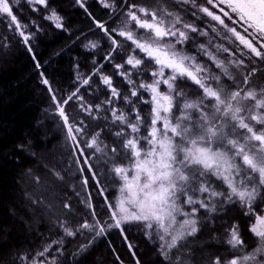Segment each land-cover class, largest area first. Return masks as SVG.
<instances>
[{"label":"snow or ice","instance_id":"1","mask_svg":"<svg viewBox=\"0 0 264 264\" xmlns=\"http://www.w3.org/2000/svg\"><path fill=\"white\" fill-rule=\"evenodd\" d=\"M24 2L32 11L42 6L49 12L45 19L54 22L56 28L64 27L49 0ZM20 3L0 0V23L18 33L32 52L30 35L25 31L28 25L13 11ZM75 3L85 8L84 0ZM100 3L119 19L118 27L95 23L111 42L105 59L111 62L113 53L126 57L113 67L127 84V91L122 93L110 76L101 73L100 80L110 96L93 106L77 96L79 89L66 99H57L49 81L45 78L42 82L49 85L70 146L64 174L53 171V175L64 181L66 175H72V165H77L80 190L72 185L73 191L81 197L91 180L102 198L103 211L97 210L88 192L80 200L88 211L75 220L73 205L66 201L65 218L56 221L63 235L31 256L23 253L16 259L20 264H64L60 257L65 252V238L89 234L91 238L76 251L75 264H79L80 255L87 253L98 238L115 230L134 264H140L128 236L129 227L135 226L158 245L164 260L175 257V264H188L184 254L185 250L190 252L189 245L202 230L201 212L210 219L218 211L226 212L228 206H239L255 241L251 246L246 244L240 224L233 223L224 241L230 255L216 256L211 264H264V208L259 206L264 204V75H258L264 74V0ZM188 15L195 19H185ZM197 20L205 27L198 26ZM195 36L207 38V43L197 46L198 51L208 57L218 73L185 50ZM8 39L0 37L5 48ZM217 39L226 43H214ZM88 46L97 47L94 42ZM90 79H84L83 84H89ZM188 82L197 88L191 96L184 87ZM74 97L93 121H108V116L94 112L109 111L111 128L70 119L64 105ZM120 102L124 107H116ZM142 104L150 105L147 117L141 115L138 105ZM102 134L115 137L111 147L100 139ZM213 178L221 182L219 186ZM109 182L116 185L113 199L105 195ZM116 260L123 264L118 254Z\"/></svg>","mask_w":264,"mask_h":264},{"label":"trees","instance_id":"2","mask_svg":"<svg viewBox=\"0 0 264 264\" xmlns=\"http://www.w3.org/2000/svg\"><path fill=\"white\" fill-rule=\"evenodd\" d=\"M134 2L148 4L150 0ZM84 4L87 11L76 4L75 0H49L50 7L55 8L62 17L64 27L56 28L54 22L45 19L49 12L42 6H37L39 11H32L21 0L19 7H14L13 11L23 24L28 25L25 31L30 35L32 52L27 50L29 45L22 42L18 33L9 31L4 23H0V37L9 38L6 48L2 46L3 41H0V264H20L16 259L19 254L28 253L31 256L46 243L62 236L56 221L65 218L67 210L63 204L66 201L73 205L75 220H80L88 211L80 203L88 192H91L92 203L97 206V210L103 211L100 206L102 198L92 188L91 180L87 190L81 192V197H77L73 191L72 185L80 190L77 165H72V175H66L64 181L53 175V171L64 174L69 162L70 146L65 137L63 121L51 99L49 85L57 99H66L79 89L77 96H83L84 102L93 106L101 104L110 96L109 90L100 80L101 73L110 76L113 86L122 93L128 88L123 78L115 74L116 69L113 67L115 63H123L126 57L113 53L114 59L111 62L105 59L111 42L95 23L106 22V26L112 28L119 26V19L112 16L110 9L104 8L100 0H84ZM185 19L191 21L195 18L188 15ZM196 23L205 27L198 20ZM89 42L96 43L97 47H89ZM200 43H207V38L195 36L194 42L189 43L185 50L218 73L215 65L199 53L197 46ZM214 43L221 41L217 39ZM212 51L215 52V49ZM89 77V84H83V80ZM45 78L49 85L43 84ZM143 78L149 79L148 76ZM184 87L190 96L197 91L191 82ZM161 89L164 90V86ZM144 95L147 99L148 94ZM80 103L74 97L68 105H64L70 119L75 117L77 121L84 119L85 123L111 128L109 111L94 112V115L108 116V121H93L80 109ZM138 106L141 115L147 117L150 105ZM116 107L124 105L120 102ZM103 108L108 109L109 106L103 105ZM141 132L143 134V129ZM100 139L111 147L115 137L102 134ZM24 179L29 182L25 183ZM213 181L218 186L221 183L214 178ZM108 188L105 195L113 199L116 185L109 182ZM259 206L264 208V204ZM41 208H44L43 211L39 210ZM39 213H43V216L37 217ZM201 217L202 230L189 245L190 252L185 250L184 259L188 264H211L216 256H229V246L224 241L227 229L233 223H239L242 237L245 241L250 240L249 221L242 215L239 206H228L226 212L218 211L210 219L201 212ZM102 218L107 219V216ZM128 236L140 264H175V257L172 261L164 260L157 251L158 245L147 240L135 226L129 227ZM90 238L89 234L76 238L66 237L65 252L60 257L64 264H75L79 245L87 243ZM212 238L217 240L216 244L206 242ZM189 240L192 241V238ZM55 247L57 245H53ZM117 254L123 264H134L133 256L113 230L109 236L98 238L87 253L80 255L79 264H118ZM204 254L207 255L206 259Z\"/></svg>","mask_w":264,"mask_h":264},{"label":"rangeland","instance_id":"3","mask_svg":"<svg viewBox=\"0 0 264 264\" xmlns=\"http://www.w3.org/2000/svg\"><path fill=\"white\" fill-rule=\"evenodd\" d=\"M221 43H226V42H224V41H221ZM205 58H208L207 56L205 57ZM221 58L223 59L224 57L223 56H221ZM24 182L25 183H28L29 181L27 180V179H24ZM43 209L44 208H41V209H39L40 211H43ZM43 216V213H39V214H37V217L38 216ZM33 221V220H32ZM35 222V221H34ZM254 241H255V238L252 236V234L250 235V240H246L245 242H246V244H248L249 246H251L253 243H254ZM206 242H212L211 244H216L217 243V240H215L214 238H212V239H208V240H206ZM206 254H204V259H206L205 257L207 256H205Z\"/></svg>","mask_w":264,"mask_h":264}]
</instances>
